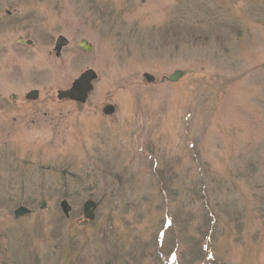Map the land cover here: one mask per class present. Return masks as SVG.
Instances as JSON below:
<instances>
[{
    "label": "rangeland",
    "instance_id": "obj_1",
    "mask_svg": "<svg viewBox=\"0 0 264 264\" xmlns=\"http://www.w3.org/2000/svg\"><path fill=\"white\" fill-rule=\"evenodd\" d=\"M0 264H264V0H0Z\"/></svg>",
    "mask_w": 264,
    "mask_h": 264
},
{
    "label": "water",
    "instance_id": "obj_2",
    "mask_svg": "<svg viewBox=\"0 0 264 264\" xmlns=\"http://www.w3.org/2000/svg\"><path fill=\"white\" fill-rule=\"evenodd\" d=\"M68 40L63 35H59L55 40L54 50L55 55L58 56L61 52L62 47L67 45ZM80 47L82 50L89 49V45L85 40H81ZM184 74V71L181 70H175L173 71L166 79L171 82L177 81L182 75ZM97 75L92 69H86L83 71L77 78H75L70 87L65 90H59L57 92V98L58 99H69L73 100L79 103L85 102V100L88 97L89 92L92 90L93 87V81L96 79ZM144 77L148 82H152L154 80V77L145 73ZM27 97L29 99H35L36 98V91L30 92ZM114 111V106L111 104H107L103 107V113L104 114H111ZM60 208L62 213L65 215V217H68V213L71 210L70 205L66 200H62L60 203ZM45 206V203H42L41 208ZM95 206L94 201L87 200L84 202L82 206L83 215L87 219H92L94 217L93 214V208ZM30 210L26 208L25 206L19 205L14 211V216H22L24 214L29 213Z\"/></svg>",
    "mask_w": 264,
    "mask_h": 264
},
{
    "label": "flooded vegetation",
    "instance_id": "obj_3",
    "mask_svg": "<svg viewBox=\"0 0 264 264\" xmlns=\"http://www.w3.org/2000/svg\"><path fill=\"white\" fill-rule=\"evenodd\" d=\"M21 42H24V41H21ZM32 91H36V98L38 97V90H36V89H33V90H31V91H29L26 95H25V98H27V99H29L28 97H27V95L30 93V92H32ZM35 98V99H36ZM35 99H29V100H35ZM60 100H63V99H60ZM69 100V99H68ZM71 101H73V100H71ZM86 101V100H85ZM74 102H76V101H74ZM76 103H79V102H76ZM84 103V102H83ZM83 103H79V104H83ZM104 107V106H103ZM102 112H103V108H102ZM31 211V210H30Z\"/></svg>",
    "mask_w": 264,
    "mask_h": 264
}]
</instances>
